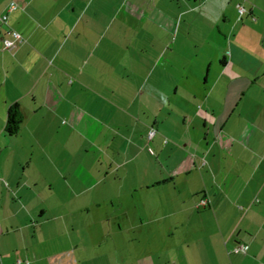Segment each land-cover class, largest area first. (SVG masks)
I'll list each match as a JSON object with an SVG mask.
<instances>
[{
    "label": "crops",
    "instance_id": "1",
    "mask_svg": "<svg viewBox=\"0 0 264 264\" xmlns=\"http://www.w3.org/2000/svg\"><path fill=\"white\" fill-rule=\"evenodd\" d=\"M13 1L0 264H264V0Z\"/></svg>",
    "mask_w": 264,
    "mask_h": 264
},
{
    "label": "built area",
    "instance_id": "2",
    "mask_svg": "<svg viewBox=\"0 0 264 264\" xmlns=\"http://www.w3.org/2000/svg\"><path fill=\"white\" fill-rule=\"evenodd\" d=\"M17 7H18V4L13 1L9 4L7 11L0 15L1 24L7 26L6 33H7L8 37H5L2 39L3 48L6 50H13L16 48L18 43H21L24 41V38L21 35V33L15 29H13L9 25V13L11 11L15 10ZM238 12H239L240 17H242L246 12V8L242 4H239L238 5ZM156 132H157V130L152 127L148 131V139L152 140V138L155 136ZM149 150L151 153H154L153 148L150 147ZM207 204H208V201H207V199L204 198L198 202L197 207H199V208L206 207ZM248 248H249V246L247 243L239 242L229 252L235 253V254L246 253L248 251ZM27 263H29V261H27Z\"/></svg>",
    "mask_w": 264,
    "mask_h": 264
},
{
    "label": "rangeland",
    "instance_id": "3",
    "mask_svg": "<svg viewBox=\"0 0 264 264\" xmlns=\"http://www.w3.org/2000/svg\"><path fill=\"white\" fill-rule=\"evenodd\" d=\"M159 69V68H158ZM157 69V70H158ZM195 109V107H191V106H187L186 108H184V109H180V110H177V111H174V113H173V115H172V123H171V126H169V127H167V128H169V129H171V130H173V131H176V130H179L180 128H181V126H179V123L180 122H182V119L183 118H180V116H183L184 115V113L183 112H191V111H193ZM165 113H167V111H163L162 112V116L164 117V115H165ZM177 115H180V116H177ZM177 122H179V123H177ZM153 128H155V127H153ZM179 128V129H178ZM156 129V128H155ZM157 130V129H156ZM168 140H166V142H167ZM77 144H79V146H81V151H80V153L79 154H81V157L82 158H84L85 156H86V154L85 153H83L82 152V150L85 148V143H82V141H80L79 143H77ZM151 147L153 148V150L155 151V153H157V151H156V149H155V147H154V145H153V143H152V145H151ZM150 152V151H149ZM92 155H93V153H92ZM90 157H91V155H88V157H86V162L87 163H89L90 162ZM84 161V160H83ZM39 164H40V162H39V160L37 159V157H35V159H34V162H33V164H32V172L33 171H36L35 170V167H37V168H39L40 166H39ZM141 166H144V164H139L138 162H137V167L138 168H140ZM30 171L28 170V172L27 173H29ZM52 177H53V175L51 174L50 175V178L52 179ZM58 182H60L59 180H57ZM73 181H74V179H73ZM48 185H42V186H40V188H41V190H42V195L44 196V197H46L48 200H52V199H54L55 198V195L56 194H61V190L60 189H58L59 187H58V185H56V187L54 188V190L53 191H48L47 189H48ZM259 200V199H258Z\"/></svg>",
    "mask_w": 264,
    "mask_h": 264
},
{
    "label": "trees",
    "instance_id": "4",
    "mask_svg": "<svg viewBox=\"0 0 264 264\" xmlns=\"http://www.w3.org/2000/svg\"><path fill=\"white\" fill-rule=\"evenodd\" d=\"M24 120V114L18 103L11 105L8 109V116L5 130L9 135L19 133L21 124Z\"/></svg>",
    "mask_w": 264,
    "mask_h": 264
}]
</instances>
